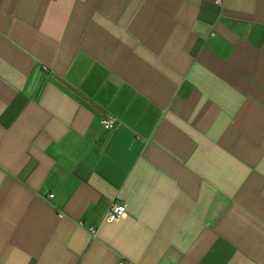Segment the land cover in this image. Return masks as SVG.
I'll return each instance as SVG.
<instances>
[{
  "label": "crops",
  "instance_id": "0c3cea01",
  "mask_svg": "<svg viewBox=\"0 0 264 264\" xmlns=\"http://www.w3.org/2000/svg\"><path fill=\"white\" fill-rule=\"evenodd\" d=\"M0 264H264V0H0Z\"/></svg>",
  "mask_w": 264,
  "mask_h": 264
},
{
  "label": "built area",
  "instance_id": "2783aa9c",
  "mask_svg": "<svg viewBox=\"0 0 264 264\" xmlns=\"http://www.w3.org/2000/svg\"><path fill=\"white\" fill-rule=\"evenodd\" d=\"M118 121L117 117L113 115L104 116L100 119V124L105 129L112 128ZM126 215V206L124 203L119 201H112L104 214V220L111 222L117 217H122ZM91 233H95V228L93 226L89 227Z\"/></svg>",
  "mask_w": 264,
  "mask_h": 264
},
{
  "label": "water",
  "instance_id": "95a60500",
  "mask_svg": "<svg viewBox=\"0 0 264 264\" xmlns=\"http://www.w3.org/2000/svg\"><path fill=\"white\" fill-rule=\"evenodd\" d=\"M40 78L41 76H38V78L36 79V82H35V89H38L39 88V83H40Z\"/></svg>",
  "mask_w": 264,
  "mask_h": 264
}]
</instances>
